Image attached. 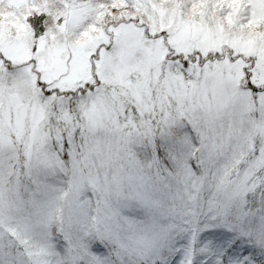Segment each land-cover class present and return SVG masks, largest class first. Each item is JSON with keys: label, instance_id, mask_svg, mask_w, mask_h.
Segmentation results:
<instances>
[{"label": "snow or ice", "instance_id": "1", "mask_svg": "<svg viewBox=\"0 0 264 264\" xmlns=\"http://www.w3.org/2000/svg\"><path fill=\"white\" fill-rule=\"evenodd\" d=\"M0 264H264V0H0Z\"/></svg>", "mask_w": 264, "mask_h": 264}]
</instances>
